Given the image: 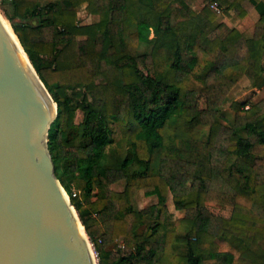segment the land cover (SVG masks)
Wrapping results in <instances>:
<instances>
[{
	"label": "trees",
	"instance_id": "obj_1",
	"mask_svg": "<svg viewBox=\"0 0 264 264\" xmlns=\"http://www.w3.org/2000/svg\"><path fill=\"white\" fill-rule=\"evenodd\" d=\"M194 2L0 0L58 105L55 174L99 264H264V0ZM254 8L245 36L231 12Z\"/></svg>",
	"mask_w": 264,
	"mask_h": 264
},
{
	"label": "water",
	"instance_id": "obj_2",
	"mask_svg": "<svg viewBox=\"0 0 264 264\" xmlns=\"http://www.w3.org/2000/svg\"><path fill=\"white\" fill-rule=\"evenodd\" d=\"M15 42L0 14V264H99L55 174L58 105Z\"/></svg>",
	"mask_w": 264,
	"mask_h": 264
},
{
	"label": "rangeland",
	"instance_id": "obj_3",
	"mask_svg": "<svg viewBox=\"0 0 264 264\" xmlns=\"http://www.w3.org/2000/svg\"><path fill=\"white\" fill-rule=\"evenodd\" d=\"M207 1L208 0H195L194 5H193V8L195 7L194 10H196V11L199 10L200 7H203L207 3ZM48 2H50V0H40L41 5H46ZM8 9H9V7H8ZM0 14L4 15L6 17L3 6L2 7L0 6ZM77 14H78L79 22L81 24L94 23L100 19L99 16L93 15L87 11L86 4H82L81 6H79L77 8ZM259 17H260V13L256 8L252 9V11H250L244 18H241L236 13L231 12L232 24L235 25L240 30H242L241 32L245 36H251L253 34L255 24L258 21ZM241 82L242 83H248V80L244 77L241 79ZM263 95H264V88H262L258 91L255 99H258ZM222 110L226 111L227 113L229 112L230 114L232 113L231 100H228L225 102V104L222 106ZM124 188H125V181H120V182L113 184V189H115L117 191L124 190ZM135 201H136V204L139 208H143L145 206L153 204L156 201V197L155 196H147L143 190H140L135 195ZM168 207H169L168 222H173L177 218L184 215V211H179V210L175 209L174 204H173V200H172V196L169 198ZM112 246L113 245H111L110 247H112ZM225 249H227L226 246H225ZM95 258L97 259L96 255H95ZM97 261H98V259H97Z\"/></svg>",
	"mask_w": 264,
	"mask_h": 264
},
{
	"label": "bare ground",
	"instance_id": "obj_4",
	"mask_svg": "<svg viewBox=\"0 0 264 264\" xmlns=\"http://www.w3.org/2000/svg\"><path fill=\"white\" fill-rule=\"evenodd\" d=\"M1 16L3 17L4 24L6 25L8 30L12 33V36H13L14 40L16 41L15 43H16L17 49L19 50V52L21 53V55L23 56L25 61L28 63V65L30 64V66H31L30 59L28 58L27 54L25 53V51H24L22 45L20 44L17 36L14 34V31L12 29L10 22L8 21V19L4 15H1ZM80 226H81V224H80ZM81 228L84 231L83 227H81Z\"/></svg>",
	"mask_w": 264,
	"mask_h": 264
},
{
	"label": "built area",
	"instance_id": "obj_5",
	"mask_svg": "<svg viewBox=\"0 0 264 264\" xmlns=\"http://www.w3.org/2000/svg\"><path fill=\"white\" fill-rule=\"evenodd\" d=\"M212 7L214 8V9H216L217 11H220V7L217 5V4H212ZM249 107V105H247V108ZM97 257H98V254H97Z\"/></svg>",
	"mask_w": 264,
	"mask_h": 264
},
{
	"label": "crops",
	"instance_id": "obj_6",
	"mask_svg": "<svg viewBox=\"0 0 264 264\" xmlns=\"http://www.w3.org/2000/svg\"><path fill=\"white\" fill-rule=\"evenodd\" d=\"M194 8H195V7H194ZM201 8H202V7H200V9H201ZM200 9H199V10H200Z\"/></svg>",
	"mask_w": 264,
	"mask_h": 264
}]
</instances>
